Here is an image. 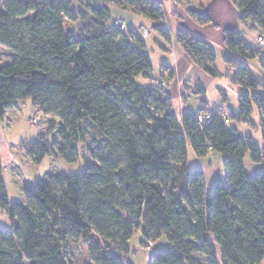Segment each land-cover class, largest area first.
<instances>
[{
    "label": "trees",
    "instance_id": "16d2710c",
    "mask_svg": "<svg viewBox=\"0 0 264 264\" xmlns=\"http://www.w3.org/2000/svg\"><path fill=\"white\" fill-rule=\"evenodd\" d=\"M0 1V46L12 56L0 63V122L7 110L31 101L59 118L65 146L57 153L47 137L31 142L26 152L36 164L55 155L76 163L80 143L89 155L85 171L35 182L25 202L10 201L0 156V210L12 223L11 230L0 226V264H73L83 247L93 264H133L130 242L140 229L147 249L163 236L169 243L150 264H264V169L250 177L245 168L247 154L264 165V148L229 128L223 113L201 109L213 113L209 125L193 112L179 119L152 75L145 40L134 27L114 25L110 7L150 20L169 40L156 0ZM231 2L240 23H252L264 37V0ZM190 13L199 25L212 24ZM68 23L80 28L72 32ZM177 43L193 64L217 76L213 45L186 29ZM224 46L235 56L224 60L241 87V111L232 119L249 123L256 106L264 135V95L250 92L264 86L248 65L259 59L264 71V51L240 31H226ZM163 77H174L170 66ZM189 148L200 160L221 154L225 179L208 190L204 170L187 169Z\"/></svg>",
    "mask_w": 264,
    "mask_h": 264
},
{
    "label": "rangeland",
    "instance_id": "374dc122",
    "mask_svg": "<svg viewBox=\"0 0 264 264\" xmlns=\"http://www.w3.org/2000/svg\"><path fill=\"white\" fill-rule=\"evenodd\" d=\"M156 2L160 5L163 13L159 24L168 29L169 40L157 33L154 30L155 24L144 17L138 16L136 22L130 24V27L136 28L138 34L142 37L144 31L149 30L150 33L147 34L144 40L146 52L150 56L153 66L152 75L156 82L161 80V84H166L165 90L167 92L171 91L169 96L173 100L174 112L178 118L180 119L181 115L186 112L198 114L201 108L205 106L209 111L226 115L230 120L229 128L236 129L240 136L250 137L254 144L264 148L261 113L256 106H253L249 123L232 119L233 115H237L241 111L239 101L241 87L233 82L234 71L228 67L224 60V57L228 55L235 57L227 49L215 47L217 55L214 64L217 71L216 77L209 76L199 67H195L194 64L195 66L191 68L186 76L184 74L177 75L175 81H173L174 77L172 79L162 78L163 67L165 65L175 66L179 52L184 53L177 43V33L183 27L179 26V21L174 14L182 13L184 9L186 10L187 5L178 0H156ZM189 14L193 18L191 13ZM116 21L120 22L121 20L113 22L116 23ZM122 24L128 30L127 24L124 22ZM67 25L72 32L78 31L80 28L79 24L68 23ZM240 32L249 45L257 47L256 37L258 34L255 33L253 28L243 27ZM259 50L263 51L262 49ZM11 60L10 52L5 47L0 46V63H8ZM248 65L254 78L264 86V71L261 68L259 59L250 60ZM138 81L141 84H148L152 79L140 78ZM250 92L251 94L258 92L264 95V87L252 89ZM54 126L57 127L56 131L50 134V130ZM61 126L62 122L57 116L44 115L33 106L31 101L20 102L15 107L7 110L4 120L0 122V156L4 166L3 180L7 185L11 202H25V190L39 180H47L50 176L58 173L75 175L85 171L89 164V155L87 146L82 145V143L78 146L79 160L76 163H67L59 155H55L44 159L38 165L33 158L27 155L26 149L29 144L41 140L42 137H47L49 144L55 148L57 153H61L65 147L60 139L59 129ZM245 168L247 174L254 177L264 169V165L254 163L250 154H247ZM187 169L188 171L194 169L204 170L208 190L212 188L215 180L225 179L223 156L219 153H210L206 158L200 160L189 148ZM0 226L8 230L12 228L8 215L1 210ZM143 241L144 237L142 229H140L130 242V258L133 264H150V257L153 253L169 248L165 236L153 242L151 249L143 247ZM71 260L73 264H93L87 247L77 251Z\"/></svg>",
    "mask_w": 264,
    "mask_h": 264
},
{
    "label": "crops",
    "instance_id": "0c3cea01",
    "mask_svg": "<svg viewBox=\"0 0 264 264\" xmlns=\"http://www.w3.org/2000/svg\"><path fill=\"white\" fill-rule=\"evenodd\" d=\"M178 1L183 2L185 3V5H187L186 10L184 9L182 13H178L177 15L174 14L179 21V26L183 27L181 29H186L190 31L191 33L207 41L214 47L217 46L226 49L224 46V37L226 31H241L243 27L252 28V25L249 23L245 25H242L240 23L238 9L231 2V0ZM79 9L80 5L75 2L74 10ZM109 10L114 17L113 21L121 20L126 23L127 26H130V24H134L136 22L137 16H135L131 12L123 11L115 7H110ZM190 11L210 17L212 20V24L206 26L199 25L196 20L190 16ZM254 31L257 34V31L255 29ZM193 66L195 65L188 58V56L183 52H179V57L176 62V65L172 67L170 66L174 74L173 81H175L177 75L184 74V76H186ZM170 94L171 93H169V95ZM171 96L175 97L173 95ZM204 108L206 107L203 106L201 109Z\"/></svg>",
    "mask_w": 264,
    "mask_h": 264
},
{
    "label": "built area",
    "instance_id": "2783aa9c",
    "mask_svg": "<svg viewBox=\"0 0 264 264\" xmlns=\"http://www.w3.org/2000/svg\"><path fill=\"white\" fill-rule=\"evenodd\" d=\"M114 25L119 27L121 30H126V26L122 24L121 21L120 22L116 21ZM149 33H150L149 30L146 29V31H144V34H143L144 36L142 38L144 39ZM256 44L259 49H262L264 51V37L263 36L258 35L256 37ZM161 86L165 89L166 84L163 83L161 84ZM213 117L214 115L211 112L202 111L197 114L198 122L204 125H209L212 122ZM225 123L226 124L229 123V120L227 118H225Z\"/></svg>",
    "mask_w": 264,
    "mask_h": 264
},
{
    "label": "water",
    "instance_id": "95a60500",
    "mask_svg": "<svg viewBox=\"0 0 264 264\" xmlns=\"http://www.w3.org/2000/svg\"><path fill=\"white\" fill-rule=\"evenodd\" d=\"M249 24H251V25H252V23H249Z\"/></svg>",
    "mask_w": 264,
    "mask_h": 264
}]
</instances>
